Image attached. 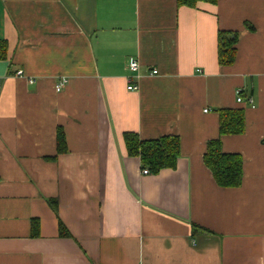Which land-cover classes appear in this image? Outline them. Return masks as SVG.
Listing matches in <instances>:
<instances>
[{
  "label": "crops",
  "instance_id": "crops-1",
  "mask_svg": "<svg viewBox=\"0 0 264 264\" xmlns=\"http://www.w3.org/2000/svg\"><path fill=\"white\" fill-rule=\"evenodd\" d=\"M0 40V264H264V0H0ZM220 108L244 110L242 133L220 134ZM125 132L178 136L175 167L143 174ZM217 138L238 187L203 162Z\"/></svg>",
  "mask_w": 264,
  "mask_h": 264
},
{
  "label": "trees",
  "instance_id": "trees-1",
  "mask_svg": "<svg viewBox=\"0 0 264 264\" xmlns=\"http://www.w3.org/2000/svg\"><path fill=\"white\" fill-rule=\"evenodd\" d=\"M215 4L217 0H176L177 5L195 7L197 3ZM237 33L219 31L217 44V58L221 65H230L235 60ZM5 40H0V59L6 57ZM239 95H242L241 93ZM219 132L221 135L240 134L245 129V114L242 108H220ZM123 140L127 154L139 159L141 169L156 174L162 169L174 168L179 156L180 142L178 136L164 135L158 138L142 139L136 132H125ZM56 155L67 151L65 133L60 126L56 129ZM205 166L210 170L215 182L224 188L238 187L242 181L243 159L238 153L224 152L221 140L211 139L206 143L203 156ZM49 205L57 211V201L49 200ZM194 231L208 232L205 228L193 225ZM31 236L38 235V220L32 218L30 222ZM58 233L61 237H69L70 233L65 225L58 220Z\"/></svg>",
  "mask_w": 264,
  "mask_h": 264
},
{
  "label": "built area",
  "instance_id": "built-area-1",
  "mask_svg": "<svg viewBox=\"0 0 264 264\" xmlns=\"http://www.w3.org/2000/svg\"><path fill=\"white\" fill-rule=\"evenodd\" d=\"M138 65H139V64H138V62H137L136 60H132V61L129 63V65H128V69H129L131 72H136V71L138 70ZM151 72H152L153 74H156V73H157V70H156V69H152ZM14 74H15V76H19V77H20V76H21V77L24 76L23 71H22L21 69L16 70ZM29 82H30V83H33V82H34V79H33V78L29 79ZM64 83H65V79H62L60 82H58V83L56 84V90H57V91L61 90L62 87H63V85H64ZM127 89H128V90H136V89H138V85L135 84V83H132V82L129 80V84L127 85ZM237 101H238V102L242 101V98L239 96V94H238V96H237ZM247 101H248V103H251V100H250V99H248ZM204 111L206 112L207 109H204ZM141 171H142L143 174H147V173H148L147 169H142Z\"/></svg>",
  "mask_w": 264,
  "mask_h": 264
}]
</instances>
